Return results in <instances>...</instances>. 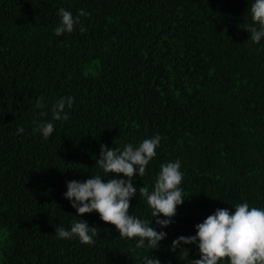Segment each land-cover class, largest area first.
I'll list each match as a JSON object with an SVG mask.
<instances>
[{"label": "trees", "instance_id": "obj_1", "mask_svg": "<svg viewBox=\"0 0 264 264\" xmlns=\"http://www.w3.org/2000/svg\"><path fill=\"white\" fill-rule=\"evenodd\" d=\"M253 2L0 0V264H188L183 247L189 259L198 248L169 251L178 236L218 208H264V38L246 31ZM61 7L89 13L86 31L57 36ZM68 96L69 119L52 121L48 139L33 133L37 101L51 120ZM157 134L129 213L166 232L160 246L137 249L96 212L78 216L100 228L93 244L59 238L54 229L77 219L66 182L110 178L95 164L101 143L122 149ZM175 160L185 200L161 229L138 190Z\"/></svg>", "mask_w": 264, "mask_h": 264}, {"label": "clouds", "instance_id": "obj_2", "mask_svg": "<svg viewBox=\"0 0 264 264\" xmlns=\"http://www.w3.org/2000/svg\"><path fill=\"white\" fill-rule=\"evenodd\" d=\"M60 22L55 28V34L72 33L79 26L81 33L86 29L80 18L88 16L84 10L73 16L72 12L61 7L58 10ZM252 24L247 28L250 40L259 44L264 38V0H254L250 6ZM258 25V27H257ZM41 97L35 107L41 109L40 120H34L33 133H39L48 139L54 132L52 121H67L69 119L65 108H71L74 98L61 97L50 107L51 120L43 117L47 105ZM23 127H18V133H24ZM161 141L160 135L145 138L138 146L128 143L123 148H109L101 143L99 158L96 165L110 178L101 175L92 176L84 181L71 180L66 182L67 191L64 197L70 201L76 210L77 219L71 223L70 230L57 226L55 234L62 239L78 237L82 244H93L94 237L99 235V227H90L78 216L96 212L106 224L115 227L122 238L135 239L137 249H156L167 236L166 232L158 231L147 220H142L129 213L130 201L137 196V188L133 180L137 175L143 177L149 162L157 155L156 148ZM125 178H119V177ZM183 173L181 161H168L160 165L151 191L145 186L139 187L138 194L144 198L152 210L155 225L161 229L173 223L177 206L184 203ZM163 217V218H160ZM153 221V220H152ZM193 236H178L172 241L169 251L176 252L183 246L195 245L199 251L198 259H189L186 247L183 260L188 264H264V208L250 206L247 201L238 203L234 208H218L208 215L203 222L195 225ZM144 264H161L159 258L143 257Z\"/></svg>", "mask_w": 264, "mask_h": 264}]
</instances>
